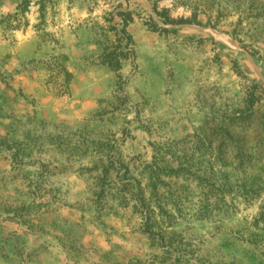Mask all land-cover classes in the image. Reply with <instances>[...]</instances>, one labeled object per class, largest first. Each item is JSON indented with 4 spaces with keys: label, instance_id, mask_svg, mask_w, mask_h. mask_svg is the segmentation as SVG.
<instances>
[{
    "label": "rangeland",
    "instance_id": "rangeland-1",
    "mask_svg": "<svg viewBox=\"0 0 264 264\" xmlns=\"http://www.w3.org/2000/svg\"><path fill=\"white\" fill-rule=\"evenodd\" d=\"M0 264H264V0H0Z\"/></svg>",
    "mask_w": 264,
    "mask_h": 264
},
{
    "label": "trees",
    "instance_id": "trees-1",
    "mask_svg": "<svg viewBox=\"0 0 264 264\" xmlns=\"http://www.w3.org/2000/svg\"><path fill=\"white\" fill-rule=\"evenodd\" d=\"M107 64H108L109 66H111V65H112V63H111V62H107Z\"/></svg>",
    "mask_w": 264,
    "mask_h": 264
}]
</instances>
